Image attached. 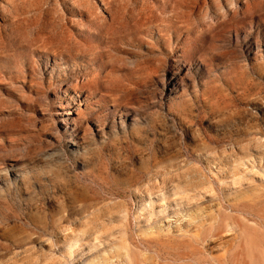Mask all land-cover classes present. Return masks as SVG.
I'll return each instance as SVG.
<instances>
[{"label":"rangeland","instance_id":"374dc122","mask_svg":"<svg viewBox=\"0 0 264 264\" xmlns=\"http://www.w3.org/2000/svg\"><path fill=\"white\" fill-rule=\"evenodd\" d=\"M0 264H264V0H0Z\"/></svg>","mask_w":264,"mask_h":264},{"label":"bare ground","instance_id":"6f19581e","mask_svg":"<svg viewBox=\"0 0 264 264\" xmlns=\"http://www.w3.org/2000/svg\"><path fill=\"white\" fill-rule=\"evenodd\" d=\"M66 124V122H65ZM74 143V146H76L78 143L77 142H73ZM119 232H121V235L119 237V244L118 246L121 248V249H125L127 251V253L129 254V238L127 237L126 235V230L121 227V229L118 230Z\"/></svg>","mask_w":264,"mask_h":264}]
</instances>
